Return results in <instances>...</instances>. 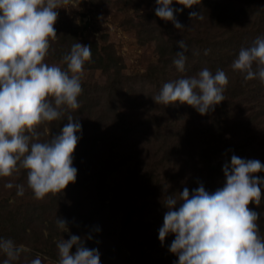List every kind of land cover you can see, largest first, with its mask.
Wrapping results in <instances>:
<instances>
[{
    "label": "clouds",
    "instance_id": "clouds-1",
    "mask_svg": "<svg viewBox=\"0 0 264 264\" xmlns=\"http://www.w3.org/2000/svg\"><path fill=\"white\" fill-rule=\"evenodd\" d=\"M61 3L62 0H0V177L11 176L20 167L27 169L28 186L37 199L64 190L77 178L73 154L82 131L78 119L69 115L68 123L50 141L33 139L38 135L37 126L58 119L62 109L79 106V74L91 57V47L76 40L63 56L66 68L45 62L50 40L57 35L54 25ZM181 4L191 8L193 0H183ZM156 5L159 18L172 21L177 29L183 28L174 14L182 9H174L173 0H156ZM189 16L200 17L201 13L190 11ZM177 44L181 51L175 53L173 64L183 72L187 45L183 39ZM209 51L205 49V54ZM230 67L244 73L245 80L258 77L264 81V37L241 47ZM227 83L223 69L213 73L204 67L193 76L165 82L153 99L165 104H187L205 114L223 101ZM223 171L226 183L214 192L200 183L191 192L185 186L166 197L167 211L159 238L164 242L174 234L168 245L169 251L178 256L173 264H264L259 214L249 207L261 200L264 176L256 173L264 172V163L233 154ZM5 187L12 188L13 183L9 181ZM15 187L17 195L22 196L24 185ZM57 224L67 228L64 218L58 217ZM57 248L58 264H101L99 250L84 246L78 235L58 241ZM22 250L23 246L0 237V251L7 256L0 264H11ZM30 264H41V259L37 256Z\"/></svg>",
    "mask_w": 264,
    "mask_h": 264
},
{
    "label": "rangeland",
    "instance_id": "rangeland-1",
    "mask_svg": "<svg viewBox=\"0 0 264 264\" xmlns=\"http://www.w3.org/2000/svg\"><path fill=\"white\" fill-rule=\"evenodd\" d=\"M179 2L173 0L174 9L177 4L180 6L179 9H182L183 4L180 0ZM233 4L236 6L234 7L236 10L249 6L247 0H233ZM156 6V0H62L58 6L59 15L54 25L57 35L50 40L49 54L45 57V62L57 64L63 68V64L55 61L56 57L52 58V55L55 53L54 50H57L60 40L63 39L59 35H69L76 27H79L81 40H93L102 49L111 46L119 59V67L122 69L121 76L127 83L121 89L120 99L122 101L119 100L116 104L117 115H125L131 126L135 127L133 135L136 138L137 146L134 151L128 149L130 145L127 146L126 150L121 152V157L118 158V162L125 161V166L124 171L116 177L115 183L111 185V195H117L119 201H44L37 199L32 189L26 193L24 188V194L17 195L15 185L23 184L25 187L26 184L27 174L24 175V170L18 169L11 176L0 177V223H7V215L11 212L16 215L20 213L25 230L19 228L18 233L24 237L27 235L32 237L31 241L24 240L25 242H14V244L23 246V250L35 258L39 256L41 264H58L60 257L57 243L60 241L59 238H53V243L56 244L54 246L56 254H52L50 250H43L52 248L49 246L50 244L45 247L41 241L36 242V240L41 238L42 233L49 240L51 232L45 225L49 224L48 226H50L51 221H56L57 213L55 211L61 210L65 206L69 209V215L78 211L84 214L76 222L82 232L79 236L82 238L84 246L99 250L101 264H157L166 255H173L169 251L168 245L174 239V234H169L164 242L159 243V228L163 224L164 213L167 211L164 204L167 197L166 185L170 186V178L166 176V179H162L164 171L159 165L163 164V155L166 153H159L155 150L156 146H153L157 143L154 137L155 130L158 128L167 129L172 120L178 121L179 118L182 121L180 124L191 129L184 132L187 136L185 137L184 134L185 138H183V142L186 141L183 143L186 160L180 163L182 172L179 173V176L181 180L178 182V187H175L176 193L182 191L185 186L190 192L193 188L198 187L199 183H202L201 181L213 172L212 168L217 167L221 161V155L223 157L228 155L227 148L218 150V153L213 155V161L210 162L209 156L203 153L205 149L209 148L213 138L217 136L215 132L218 129L214 123V117L217 116L218 106L210 108L205 115H200L199 112L181 114L180 111L178 112L180 116L174 118L176 111L170 109L169 104L163 106V102H156L153 99L161 88L153 79H149L150 69L157 67L160 63L155 37L162 35L165 39L169 38V34L161 23L163 19L155 13ZM183 13L174 12L175 17L182 22L187 17ZM154 32L156 34L153 37ZM79 75L81 82L89 85L92 89L102 90L106 86L107 78L112 76L113 72L104 73L102 70L91 69L83 70ZM132 91L133 99L136 102L128 99V95ZM243 107L249 109L246 113L255 109L251 105L243 104ZM96 108V111L102 110L100 104ZM96 114L102 116L97 112ZM157 115L162 117L158 123L156 122ZM250 122L253 121H250L248 116L242 117L240 129L232 127L228 135L231 138L241 135L242 139H245L246 136L247 140L252 142L251 133L255 137L259 135L260 129H257V126H260L261 120H256L251 127ZM47 125V122H43L37 126L35 131L38 135L33 139L39 138L42 129H46L48 133ZM246 126L249 127V134L242 135L246 133ZM98 129L94 137H98V139L112 137V133L106 131L107 125L102 127L99 125ZM157 137L158 141L164 140L161 135ZM90 138H93V135L87 133L85 140L88 141ZM263 138L264 133L258 142ZM262 153L263 151L259 148L253 159L261 158ZM127 169L129 170L127 171ZM22 176L25 178L24 180ZM154 177H157V184H154ZM147 178L151 180L148 186L144 183ZM9 181L13 183L12 188L5 187ZM220 181V185H224L226 177H220ZM151 183L159 190L153 191ZM27 187L30 189L28 185ZM258 204H254L253 210L264 218V206L260 202ZM44 219L45 223L42 225L41 221ZM74 219L76 218H71L70 224L75 221ZM56 225L58 224L56 223ZM67 228L63 230L66 237L64 239H67L68 236L65 231L69 233V228ZM1 234L0 232V237H4ZM10 234L5 238L12 239ZM145 237H148L149 240L142 245L141 241ZM74 250H76V246H73L72 251Z\"/></svg>",
    "mask_w": 264,
    "mask_h": 264
},
{
    "label": "trees",
    "instance_id": "trees-1",
    "mask_svg": "<svg viewBox=\"0 0 264 264\" xmlns=\"http://www.w3.org/2000/svg\"><path fill=\"white\" fill-rule=\"evenodd\" d=\"M180 1L183 3V0ZM177 2H179V0H177ZM247 2L249 3L247 8L236 10L233 0H193L191 8L184 5L182 6V11H180V13L182 14L185 12L183 15L187 16L183 22L180 21L179 18H176L183 25V28L177 29L172 21L163 19L161 23L164 25V30L169 34V38L165 39L162 35L160 37H155V46L160 63L157 67L155 66L150 69L149 79H153L158 83L159 87H162L165 82L174 81L180 77L193 76L204 67L209 68L213 73H215L217 69H223L228 76V83L224 86L223 91L224 99L219 104L215 105L219 107L218 112H216L217 116L216 118L214 117V123L217 125L218 133L215 132L217 136L213 138V141L209 144V148L205 149L203 153L209 156V161L212 162L215 156L214 154L218 153V150L227 148L229 152L228 155L224 157L221 155V161L217 167L215 169L212 168L211 171L213 172L209 177L201 181L209 192H214L223 186L220 185V177L223 178V176H225L223 171L224 165L225 163L230 164L233 154L243 159H253L255 153H257V150L260 148L263 153L259 160L264 163V138L258 142L259 138L264 133V81L260 80L258 77L252 80H245L244 73L230 67L241 47L251 45L257 37H264V0H247ZM178 6L177 4L175 8L179 9L180 6ZM190 11L201 13V16L190 17ZM155 34L154 32L153 37ZM59 36L63 39L60 40L57 50H54L55 53L52 55V58L56 57L54 60L61 62L63 68L67 67L66 62L63 60V56L70 51L71 45L77 40L91 47V57L85 62L83 70H102L104 73L113 72V75L107 78L106 86L102 90L92 89L89 85L81 82L82 92L78 96L79 106L75 109H62L61 116L58 119L47 122L49 132L47 133L46 129L41 130L42 133L38 136V140L41 141L43 138L42 141H50L53 135L59 134L64 124L68 123L67 117L69 115L78 119L82 125L80 139L73 154V165L77 168V178L75 182L70 183L60 192L49 193L43 200L119 201L117 195H111V185L115 183L116 177L124 171L123 168L125 166V161L118 162V158L121 157V152L126 150L127 146L130 145L128 147L130 151H134L137 146L136 138H134L133 135L135 127L131 126V123L128 122L125 115H117L116 104L119 100L120 102L122 101L120 99L121 89L127 84L126 80L121 76L122 69L119 67V59L111 46H106L102 49L100 45L93 40H81L79 37V27L74 28L69 35L60 34ZM182 39L187 45V49L185 50L187 59L185 70L180 72L173 64V60L175 58V53L181 51L177 41ZM246 41H248V43H246ZM205 49L210 51L205 54ZM105 99L107 100L103 102ZM128 99L130 101H135L133 99V91L128 95ZM99 104L102 110L96 111V107ZM243 104L246 106L251 105L253 108L255 107L256 110L252 109L250 113H246L249 109L244 108ZM163 106H165V103H163ZM169 106L170 109L176 111L173 116L174 118L180 116V113L178 114L180 111L181 114H186L187 112L198 113L192 106L179 102L169 104ZM96 112L102 116H99ZM200 115L202 114L200 113ZM161 116L164 117L162 114ZM247 116L250 121H253L250 122V127L256 120H261L260 126H257V129H260L259 135L255 137V135L251 133V139L253 138L252 142H249L246 136L245 139H242L240 137L241 135H237L236 138H231L228 135L231 128L241 127L242 117L246 118ZM160 119H162V117L157 115L156 122H160ZM180 123H182L181 118H179L178 121L172 120L167 129L158 128L155 130L156 134L154 137L157 143H155V145L153 144V146H156L155 150L159 151V153H166L163 155V164L159 166H161L164 171L162 179H166V176L170 178V186L166 185L167 196L177 192L175 187H178V182L181 180L179 173L182 172V170H180V163L186 160L184 156L185 145H183L186 141L183 142V138L187 137L184 132L191 129ZM99 125H101V127L107 125L106 131L110 134L112 133V137H108L107 135V137H101L100 139L94 137L96 131L99 130ZM245 129L246 133L242 135L249 134V127L246 126ZM87 133L93 135V138H90L88 141L85 140ZM159 135L163 136L162 138H164V140L158 141L157 136ZM129 160L131 161V158H129ZM18 169L24 170V175L27 174V169L23 167ZM129 169H127V171ZM256 175L264 176V172H258ZM24 179L23 177V180ZM153 179L155 181L154 184H157V177ZM149 181L151 180L147 178L144 182L146 186L149 185ZM154 184L151 183V186L154 188L153 191L156 192L159 189H157ZM27 185L28 183L26 180L24 187L26 193L31 190ZM261 200H264V187L261 188ZM261 200L259 202L264 206V201ZM254 204L256 203L253 202L249 207L254 209ZM68 211V207L65 206L63 209L55 211V213H57V219L58 217L66 219L69 233L66 231L65 233L68 234L67 239H70L71 234L79 236V234L82 233L78 225H76V222L84 214L78 211L70 213L71 215H69ZM71 218L76 219L70 224ZM21 220L20 213L16 215L14 212H11L7 215V223H0V232L2 233L1 235L4 236L3 238L11 233V240H13V242L20 243L25 242L24 240L31 241L32 236L27 235L24 237L22 234L18 233L19 228L25 230V225H23L24 223ZM44 223L45 219L41 221L42 225ZM56 223L57 220L54 222L51 221L50 226H48L49 224L45 225L48 231L51 232L49 240L43 233L40 236L41 238H37L36 240V242L41 241L43 246H48L50 244L49 246H52V248H44L43 250H50L52 254L57 253L54 249L56 244L53 243V238L56 237L62 240L65 237L63 232L64 229H61ZM257 223L259 224L260 234L264 237V218L259 216ZM148 240V237L143 238L141 244H146ZM135 242L137 241L135 240ZM159 243H162L161 240ZM158 250L160 251V249ZM75 251L76 250L73 252ZM29 254V252L22 250L19 258L12 260L11 264H30V261L35 257ZM6 258V254L0 251V262ZM164 258L158 261L157 264H173V261L177 260L178 256L173 253V255H166Z\"/></svg>",
    "mask_w": 264,
    "mask_h": 264
}]
</instances>
